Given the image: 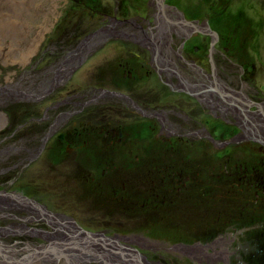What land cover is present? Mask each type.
<instances>
[{
  "label": "flooded vegetation",
  "instance_id": "1",
  "mask_svg": "<svg viewBox=\"0 0 264 264\" xmlns=\"http://www.w3.org/2000/svg\"><path fill=\"white\" fill-rule=\"evenodd\" d=\"M91 10L99 21L92 33L81 36L83 45L73 55L81 52L84 59V51H95L89 88L80 82L78 94L56 98L57 87L51 89L48 104L31 111L27 133L13 121L6 131H15L9 136L5 131L0 143L17 135L7 143L16 147L7 158L1 148L0 163L17 167L24 162L36 180L42 174L59 178L58 187H67L77 204L87 198L97 206L85 213L82 225L69 217H46L44 212L55 214L50 197L33 194L39 188L17 174V191L25 194L16 195L19 212L0 217V228L8 225L2 220L7 217L9 224L33 232L42 225L120 231L114 238L122 245L117 237H124L129 246L124 250L135 249L134 255L153 264H264V91L255 83L246 89L241 79L229 84L219 76L230 63L243 68L245 62H238L232 49L236 38L215 31L214 41L204 17L180 11L168 0H155L154 8L133 14L121 4ZM103 30L106 35L100 36ZM253 87L256 94L250 93ZM86 107L92 111L88 119L81 114ZM132 157H142L140 168L124 167L127 162L134 166ZM150 172L149 190L141 187V179ZM118 173L128 178L127 187L134 183L131 196L138 206L129 229L113 218L115 204L124 200L98 193ZM189 189L200 194H170ZM145 243L157 245V251L135 247L143 249Z\"/></svg>",
  "mask_w": 264,
  "mask_h": 264
},
{
  "label": "rangeland",
  "instance_id": "2",
  "mask_svg": "<svg viewBox=\"0 0 264 264\" xmlns=\"http://www.w3.org/2000/svg\"><path fill=\"white\" fill-rule=\"evenodd\" d=\"M137 5L136 9L141 8L146 10L148 5L151 8L155 6V0H100L99 2L103 7L113 8L114 6L122 2ZM172 5L180 9V11L186 12L193 17L202 16L208 25L212 26V31L219 33L230 32L233 37L236 38L235 48L233 53L237 57V61L245 62L242 65L228 64L226 70H222L219 74L221 79L226 80L227 83L234 84V80L238 82L241 79L245 85L254 83L257 87L264 91V0H168ZM97 2V1H95ZM88 4L87 0H0V138L7 128L14 121L21 129L20 132H26L29 125V118L32 115L33 110L41 108L48 104L52 98V94L49 93L51 89L57 87L54 91L53 97L56 95L78 94L77 88L80 82L84 86L89 88L93 79V61L95 58V52L93 49L84 51L83 56H80L81 52L75 56L79 45L82 43L81 36L90 34L95 30V26L99 21V16L95 14H89L82 19L75 12L80 8V5ZM75 5V6H74ZM79 5V6H78ZM128 5L127 10L133 14L135 9ZM140 5V6H139ZM222 11V13H219ZM119 14V10L116 11ZM74 14V17H73ZM112 14V12H111ZM128 13V16H131ZM211 14V18L208 15ZM126 15V13H125ZM124 15V16H125ZM74 18V19H73ZM210 23V24H209ZM8 24H13L9 27ZM16 27V30H15ZM98 28V27H97ZM96 28V29H97ZM100 33V32H99ZM93 34H97L93 33ZM92 34V35H93ZM216 34V33H215ZM106 32L100 36H105ZM218 38L216 34L215 41ZM37 42L33 51L26 57L20 58L19 54L24 51L32 42ZM93 40L91 41V43ZM83 45V44H82ZM71 49L70 51H68ZM72 52V53H71ZM73 56V57H70ZM67 57V58H65ZM80 57L82 58L80 60ZM239 76H241L239 78ZM235 82V84H237ZM250 85L246 86V89ZM255 91V92H254ZM20 92L21 95L16 93ZM256 94L257 91L253 87L250 93ZM26 94V95H24ZM50 95V96H49ZM65 98V97H64ZM66 99V98H65ZM20 104V106H19ZM79 111V110H78ZM92 111L89 108H84L81 114L86 115L89 118ZM18 114L16 119L12 116ZM24 115V116H22ZM19 117V118H18ZM26 118V119H25ZM25 119V120H24ZM93 124V123H92ZM95 126V125H93ZM13 127L8 135L15 131ZM92 130V127L84 125V130ZM17 135H14L10 140H14ZM236 141L235 138H233ZM2 140V139H0ZM10 140H5L0 143V149L6 148V153L2 158H7V154L15 147L9 148L7 143L11 144ZM89 140V139H88ZM88 140L84 142L87 145ZM5 144V145H3ZM169 144V142H165ZM164 144V145H165ZM223 145L222 141L218 143ZM163 145V146H164ZM215 148L218 146L215 143ZM170 151L164 153L166 158ZM172 153V152H171ZM173 154V153H172ZM210 154V152L208 153ZM13 157V156H12ZM215 157V156H214ZM204 158V157H202ZM134 166L127 162L124 167L131 170L140 168L142 163V157H132L135 160ZM140 159V161H138ZM0 163V186L4 187L0 189V194H25L24 191L18 192L16 187L18 182L16 175L20 174L23 182L31 185L33 188L36 186L39 188L33 192V194H47L50 197L49 201L52 204V208L55 214H59L58 220L64 217H69L78 222H87L86 214L91 213L97 206V203L93 200L84 198L77 204V200L71 198L68 194L71 191L65 187L61 190L58 187L59 178L54 176L45 177V174L38 176L39 181L36 180L33 170L29 166V170L26 168V164L15 163L17 167L10 164ZM120 167V164H118ZM30 171L31 175L28 179L25 175ZM43 171L37 172L41 174ZM153 174L149 173L148 178H142V188L148 187L150 190L153 185ZM28 179V180H27ZM36 180V183H33ZM127 177L121 178V174L118 173L116 180L107 185V188L102 186L98 189V193L113 195L117 201H122L120 204H115L113 218L125 224H120L123 229H129L131 223L135 221L133 218L135 215V209L137 208V200L134 198L132 190L134 189V183H131V187H127ZM6 185V187H5ZM93 192H88L91 194ZM141 194V193H139ZM170 194L174 196H184L185 194H200L198 190H176ZM27 195V194H26ZM26 201V200H25ZM109 201H105L107 204ZM79 205V206H78ZM98 208L104 209V204L99 200ZM121 211L124 214L116 216V212ZM195 213V210H191ZM104 212V210H103ZM153 217L150 215V218ZM85 221H84V220ZM2 220H6V224L11 221L9 218L4 217ZM69 222V221H67ZM151 222V220L149 221ZM70 226H65L69 228ZM57 228L52 230L51 226L37 227L34 233L25 234L18 233L16 236H10L9 238H0V243L9 248L15 247L16 249L24 248L27 245H33L35 247H44L52 239L50 236L54 233L57 237H63L66 239L75 238L78 235H82L81 239L84 242H92L101 250L112 254V256L92 257V256H80L81 264H119L126 258L121 254H116L114 250L107 251L105 244L109 245L117 244L118 247L124 250L129 248L124 244V237L116 236L119 241L114 238V234L123 233L120 231H87L82 228L74 230V233H70V229ZM34 230V229H33ZM79 231V233H78ZM127 233V232H124ZM147 236H151V231H148ZM90 238V241L89 239ZM82 240L79 244H82ZM117 241V243H116ZM56 243V241H54ZM124 245V246H123ZM141 251L147 253L156 252L157 245H151L145 243L144 248L135 246ZM89 252L91 249L88 247ZM130 250V249H129ZM135 252L134 249H131ZM172 251V250H170ZM165 252L166 249H165ZM99 252H94L93 255ZM174 254L183 255L186 259H190L188 253L174 251ZM106 254V253H105ZM167 255V254H166ZM62 258L57 261L59 264H66ZM118 260V261H117ZM193 262V259H191ZM57 263V264H58ZM150 264H153L150 262ZM188 264L191 262L188 261ZM195 264V263H193Z\"/></svg>",
  "mask_w": 264,
  "mask_h": 264
},
{
  "label": "bare ground",
  "instance_id": "3",
  "mask_svg": "<svg viewBox=\"0 0 264 264\" xmlns=\"http://www.w3.org/2000/svg\"><path fill=\"white\" fill-rule=\"evenodd\" d=\"M207 26L208 23H206ZM9 27H12L13 24H8ZM2 26H0V29ZM16 30V27H15ZM1 33V31H0ZM215 41V32L212 31ZM37 42H32L28 47L24 48V51L19 54L20 58H26L35 48ZM213 47L215 45L213 44ZM67 58V57H65ZM17 95H21L22 93L17 92ZM26 95V94H24ZM34 204V202H30ZM22 203H19L21 205ZM19 212V206L17 202V198L14 194H0V217L3 216H12L16 217ZM42 215L46 217H50L51 219H57L59 215L52 214L49 212H44ZM70 233H74V230L69 231ZM18 233L32 234L33 231H30L28 228L20 224H8L5 228H0V238H6L8 236H16ZM79 233V231H78ZM82 235H78L75 238H63L57 237V234L54 233L50 236L52 239L46 246L44 247H35L33 245H27L24 248L16 249L15 247L9 248L8 246L0 243V264H57L59 258H62L66 262V264H81L80 256H92V257H102L106 258V256H112L108 252H105L98 248L92 242H84L81 239ZM90 241V238H88ZM82 240V244H79V241ZM56 241V243H54ZM107 251L114 250V252L118 255L124 256L126 259L122 262L118 261L119 264H150L144 261V259L140 258V256L134 255V252H126L125 250L118 247L116 244H111L107 242L105 244ZM88 247H90V251L87 252ZM161 249V248H159ZM135 250V249H134ZM94 252H99L98 254L93 255ZM106 253V254H105ZM136 254L138 252L136 251ZM80 255V256H79ZM138 257V258H137ZM60 260V261H62ZM48 261V262H47ZM59 264V263H58ZM64 264V262L62 263Z\"/></svg>",
  "mask_w": 264,
  "mask_h": 264
},
{
  "label": "trees",
  "instance_id": "4",
  "mask_svg": "<svg viewBox=\"0 0 264 264\" xmlns=\"http://www.w3.org/2000/svg\"><path fill=\"white\" fill-rule=\"evenodd\" d=\"M88 1V4L82 6V5H78L80 8L76 9L75 12L79 15L80 19H82L83 17L87 16L90 14V12L92 11L91 9L95 8V9H98L99 6L101 7V3L99 2L100 0H87ZM97 1V2H95ZM136 1V0H134ZM130 1H127V3L125 2H122V8L125 9V8H128V5ZM75 6V5H74ZM131 8L133 7V9H136L137 5H134L131 3ZM140 6V5H139ZM110 13L112 12L109 11ZM96 13V12H95ZM125 13V12H124ZM219 13H222V11H220ZM94 14V13H93ZM73 17H74V14H73ZM74 19V18H73Z\"/></svg>",
  "mask_w": 264,
  "mask_h": 264
},
{
  "label": "water",
  "instance_id": "5",
  "mask_svg": "<svg viewBox=\"0 0 264 264\" xmlns=\"http://www.w3.org/2000/svg\"><path fill=\"white\" fill-rule=\"evenodd\" d=\"M214 36L216 37V34H214Z\"/></svg>",
  "mask_w": 264,
  "mask_h": 264
}]
</instances>
